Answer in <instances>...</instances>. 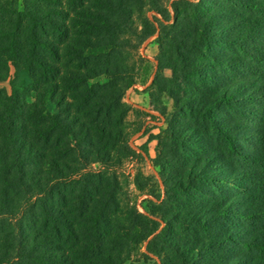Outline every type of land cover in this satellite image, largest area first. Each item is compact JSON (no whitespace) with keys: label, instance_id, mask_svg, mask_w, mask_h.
Returning <instances> with one entry per match:
<instances>
[{"label":"trees","instance_id":"obj_1","mask_svg":"<svg viewBox=\"0 0 264 264\" xmlns=\"http://www.w3.org/2000/svg\"><path fill=\"white\" fill-rule=\"evenodd\" d=\"M155 34L165 197L138 170L145 214L124 96ZM6 82L0 264H264V0H0Z\"/></svg>","mask_w":264,"mask_h":264},{"label":"rangeland","instance_id":"obj_2","mask_svg":"<svg viewBox=\"0 0 264 264\" xmlns=\"http://www.w3.org/2000/svg\"><path fill=\"white\" fill-rule=\"evenodd\" d=\"M169 10L173 16V11L170 6ZM154 14L151 11L148 15L152 17ZM156 37L157 34L151 36L141 45L138 51L127 54L132 60L134 58L137 60L139 56H142L144 60L140 62V73L136 84L130 87L124 96V102L132 106L127 119L128 129L131 134L129 143L143 155V157H131L125 164L124 172L130 181L128 186L130 198L137 204L138 210L145 214H147L148 208H152V204L147 200L150 196L146 193L147 191L142 192L138 190L131 182L138 170H141L145 175L154 176L151 180V185L154 186L155 194L157 196L159 194L161 197L160 199L150 198L156 202H160L165 197V186L159 175V168L153 162V158L156 156L158 141L152 138L161 133L162 129L166 127V122L165 118L151 104L149 95L158 68L157 56L159 49L155 41ZM164 74L170 75V71L166 69L164 70ZM97 80L105 81L106 77L101 76L95 79V81ZM0 86L9 87V84L6 82L0 84ZM162 101L165 104L171 105V100L165 94L162 96ZM50 108L55 110L54 105H50ZM142 146L147 148L149 155L142 149ZM151 188L148 186L147 190ZM142 250L145 251V247ZM126 264L131 263L127 262ZM134 264H162V261L152 253H148V257L142 258Z\"/></svg>","mask_w":264,"mask_h":264}]
</instances>
